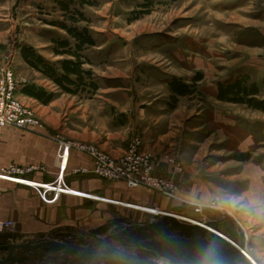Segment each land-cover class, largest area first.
<instances>
[{
  "label": "crops",
  "instance_id": "1",
  "mask_svg": "<svg viewBox=\"0 0 264 264\" xmlns=\"http://www.w3.org/2000/svg\"><path fill=\"white\" fill-rule=\"evenodd\" d=\"M33 7L37 5L33 3ZM4 8V0H0V13ZM10 23L9 18L0 17V69L9 58L4 46L11 32ZM29 30L32 36L21 40L26 41L22 46L23 43L30 45L36 57L26 60L19 51L14 55L17 98L35 111L43 127L37 132L13 127L3 129L0 167L35 165L44 170L17 181L0 179V222L13 223L8 231L0 234V247L40 240L81 244L91 242L98 235L125 249L111 237L150 225L154 218L151 210L177 211L191 217L195 216L193 209L182 200L206 205L215 198V187L202 181L199 158L206 138L219 135L234 146L245 142L243 147L250 154L256 153L254 143L264 146V122L241 115L239 111L247 112V105L237 106L234 101L223 98L230 91H220L219 82L231 86L236 81L251 79L257 88L264 89V63L259 60L249 58L248 63H240L237 66L240 69L235 70L232 64L222 67L220 74L226 76L220 79L219 66L210 59L208 48L196 40L185 44L179 38L174 50L177 79L197 85L190 93L170 95V73L161 68L163 60L170 58L167 45L143 47L153 58H144L150 64L141 63L137 68L134 47H121L115 40L117 36L101 39L102 33L94 32L91 46L79 53L82 69L87 73L69 76L61 67L63 57L55 52V42H59L53 36L56 32L46 31L47 35L40 36L42 32L38 29ZM125 54L127 57L122 58ZM202 57H206L204 62ZM122 62L128 68L122 69ZM56 63L61 65L55 67ZM131 65L136 70H130ZM200 74L203 78L198 79ZM137 136L143 139V149L153 155L154 176L174 180L175 194L182 200L144 187L129 189L123 181L110 182L93 174H75L79 168L92 169L93 160L88 154L73 149L62 156L61 144L56 140L96 146L119 158ZM166 157L178 162L182 171H176ZM252 159L260 160V164L248 173L264 172V147ZM55 181L63 185L62 194L48 189ZM219 214L207 210L201 218L209 224ZM44 251L62 250L50 247ZM103 251L110 256L114 254L108 248ZM78 255L69 252L39 261L40 264H80L82 257Z\"/></svg>",
  "mask_w": 264,
  "mask_h": 264
},
{
  "label": "rangeland",
  "instance_id": "2",
  "mask_svg": "<svg viewBox=\"0 0 264 264\" xmlns=\"http://www.w3.org/2000/svg\"><path fill=\"white\" fill-rule=\"evenodd\" d=\"M33 3L37 7H33ZM4 5L0 17H7L11 21V32L7 34V44L4 46L6 57L13 60L16 51H19L26 60H33L36 57L34 49L25 43L22 46V42L26 41H21L32 36L29 29H38V32H42L40 36L47 35L46 31H55L56 35L53 36L59 41L55 42V52L63 57L62 65L56 63L55 67L61 65L69 76H80L85 72L79 53L91 46V34L94 32L102 33L101 39L117 36L115 40L121 47H134L132 52L136 53L133 55L137 58V68L141 67V63L150 64L144 58H153L143 47L159 48L167 45L170 58L163 60L164 66L161 65V68L170 73V95L190 93L192 87L197 85L193 81L184 83L177 79L174 50L179 38L185 44L196 40L208 48L210 59L219 66L220 79L226 76L220 74L222 67L226 68L230 64L235 66V70L240 69L237 67L240 63H248L249 58L264 63V0H4ZM13 20L16 21L17 29H14ZM205 58L202 57L203 62ZM135 65L129 69L136 70ZM124 67L128 68V65L124 64L122 69ZM200 75L198 79L203 78ZM61 77L65 78L64 75ZM219 82L220 91H230L229 96L223 98L234 101L237 106L247 105V112L239 111L241 115L264 122V89L257 88L251 79L236 81L231 86L224 82L221 85V80ZM142 87L152 89L149 85ZM238 144L234 146L229 139L216 135L211 139L206 138V144L202 147L203 153L199 158L202 161V181L215 187V198L219 199L223 208L217 220L207 224V228L198 227V231L192 229L194 225L181 220L165 222L169 235L151 229L142 234L141 239L145 235L147 240L139 245L164 248L170 236L173 240L182 238L187 243L204 244L210 242L211 237L219 238L218 233H226L237 239L241 231L248 236L249 245L245 249L248 256L254 264H264V172L253 170L248 173L253 166L260 164V160L254 162L255 158L252 157L257 156L264 146L254 143L256 153L250 154L245 151V142ZM159 221H152L150 225L163 224H158ZM192 246H186L189 249L185 255L187 259L192 254L202 252L190 249ZM224 255L228 263L246 264L247 259L241 252H226ZM155 258L159 257L150 259ZM90 259L93 264L110 263L102 257Z\"/></svg>",
  "mask_w": 264,
  "mask_h": 264
},
{
  "label": "built area",
  "instance_id": "3",
  "mask_svg": "<svg viewBox=\"0 0 264 264\" xmlns=\"http://www.w3.org/2000/svg\"><path fill=\"white\" fill-rule=\"evenodd\" d=\"M14 62L8 59L6 63L0 69V144L2 139V131L6 127L18 128L25 131H38L43 127L40 119H38L34 110L25 104H22L17 98V78L14 73ZM61 144L62 156L66 154L70 149L86 153L93 160V168H79L74 171L75 174H93L100 179L107 181H123L129 189L147 188L157 194H163L167 197L180 199L176 193L177 186L174 180H166L163 178H157L154 176V163L153 155L151 152L143 149L142 137H135L129 145V149L126 153L115 158L111 154L102 151L96 146H91L82 143L64 142V140L56 139ZM167 162L175 166L176 171L181 172L182 167L174 159L169 157ZM44 170V168L32 165L30 167H21L15 165H9L0 167V179L17 181L21 178L31 175L34 172ZM49 190L55 194H62L63 185L55 181L52 186L48 187ZM190 208L193 209L194 215L187 216L180 214L177 211H165V210H151L153 215V222L159 221L163 218H171L181 220L189 225L199 226L201 228H207V223L201 218L204 213L209 211L222 212L221 204L218 198H212V200L206 204L190 203L182 200ZM13 223L0 222V234L8 231ZM220 238L227 240L232 246L240 251L245 257H249L246 250H239L237 241H232L224 234L218 233ZM135 252V251H134Z\"/></svg>",
  "mask_w": 264,
  "mask_h": 264
},
{
  "label": "water",
  "instance_id": "4",
  "mask_svg": "<svg viewBox=\"0 0 264 264\" xmlns=\"http://www.w3.org/2000/svg\"><path fill=\"white\" fill-rule=\"evenodd\" d=\"M228 218V217H225ZM239 250L248 247V239L245 233L239 231L237 238ZM50 247L59 248L61 252L46 253L45 249ZM110 249L113 256L104 253V249ZM69 252H76L79 257L85 254H94L115 264H173L165 257L155 259L142 258L134 251H128L107 240V237L93 236L89 243H63L60 240H40L24 243H8L0 247V264H40L41 259L52 260L57 256H64ZM247 259V258H246ZM214 264H220L215 263ZM246 264H251L249 260Z\"/></svg>",
  "mask_w": 264,
  "mask_h": 264
},
{
  "label": "trees",
  "instance_id": "5",
  "mask_svg": "<svg viewBox=\"0 0 264 264\" xmlns=\"http://www.w3.org/2000/svg\"><path fill=\"white\" fill-rule=\"evenodd\" d=\"M172 220L171 218H165L161 219L160 222L163 224H160V226H156V224L148 225L142 230H133V231H128V232H119L113 237H111V240L119 241L122 243L125 247L126 250L130 251H137L138 254L142 257H165L169 259L173 264H180V263H186V264H205L206 260L208 259V251L211 249L212 250V260L214 262L220 263V264H231L226 261V252H232V253H237L239 254L240 251H238L234 246H232L229 242H227L224 239H220L217 237H211L210 242L200 244L199 242H192V243H187L185 240H182V238H178L176 240H173L170 236L169 240L164 244V248H149L146 245H139L140 243H144L147 238L145 235L141 239L142 234L146 233L147 231L154 229L156 232L160 234H166L169 235V230L167 228V223H171ZM167 222L166 224H164ZM199 226L192 227L193 230H199ZM201 230V229H200ZM179 234H181V231L179 230ZM200 233H203V231H200ZM224 234V233H223ZM228 236L230 239L237 241L236 238L232 237L231 235L224 234ZM139 240V241H138ZM193 245V246H192ZM186 246H192L190 249L195 248L199 249L202 252H198L200 254H192L189 256V259L185 257L187 254L186 251L187 249ZM94 260L98 259L99 257L93 256L91 254H85L82 256L80 259L81 262L80 264H93L92 259ZM91 261V262H90ZM105 264H113V263H105Z\"/></svg>",
  "mask_w": 264,
  "mask_h": 264
},
{
  "label": "clouds",
  "instance_id": "6",
  "mask_svg": "<svg viewBox=\"0 0 264 264\" xmlns=\"http://www.w3.org/2000/svg\"><path fill=\"white\" fill-rule=\"evenodd\" d=\"M212 255H213V253H212V250L210 249L209 251H208V259L206 260V262H205V264H214V261L212 260Z\"/></svg>",
  "mask_w": 264,
  "mask_h": 264
},
{
  "label": "bare ground",
  "instance_id": "7",
  "mask_svg": "<svg viewBox=\"0 0 264 264\" xmlns=\"http://www.w3.org/2000/svg\"><path fill=\"white\" fill-rule=\"evenodd\" d=\"M246 254L249 255L248 253H246ZM249 256H250V255H249ZM246 258H247V260H249L251 257H246ZM251 261H252L253 263H252ZM249 262H250L251 264H254V261H253L252 258L249 260Z\"/></svg>",
  "mask_w": 264,
  "mask_h": 264
}]
</instances>
